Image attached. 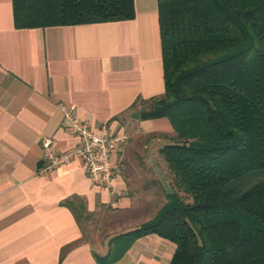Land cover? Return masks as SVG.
Here are the masks:
<instances>
[{
    "label": "crops",
    "instance_id": "obj_1",
    "mask_svg": "<svg viewBox=\"0 0 264 264\" xmlns=\"http://www.w3.org/2000/svg\"><path fill=\"white\" fill-rule=\"evenodd\" d=\"M133 2L131 20L16 29L11 0H0V264H97L160 208L123 163L128 142L174 134L166 119L140 118L164 93L163 64L157 0ZM61 106L96 134L126 135L112 189L92 184L79 158L40 173L44 138L61 152L77 145ZM174 250L150 234L113 264H169Z\"/></svg>",
    "mask_w": 264,
    "mask_h": 264
},
{
    "label": "trees",
    "instance_id": "obj_2",
    "mask_svg": "<svg viewBox=\"0 0 264 264\" xmlns=\"http://www.w3.org/2000/svg\"><path fill=\"white\" fill-rule=\"evenodd\" d=\"M11 3L16 29L134 18L133 0ZM157 3L164 93L140 118L166 119L173 130L177 142L159 150L173 189L97 264H113L150 234L174 245L169 264H264V0ZM257 172L253 184L233 187Z\"/></svg>",
    "mask_w": 264,
    "mask_h": 264
},
{
    "label": "built area",
    "instance_id": "obj_3",
    "mask_svg": "<svg viewBox=\"0 0 264 264\" xmlns=\"http://www.w3.org/2000/svg\"><path fill=\"white\" fill-rule=\"evenodd\" d=\"M61 108L68 121L66 131L76 137L77 145L61 152L54 148V141L51 138H44L41 147L45 166L40 173L47 174L79 158L85 163L86 173L92 184L112 189L115 168L111 163V155L127 143L126 135L124 133L109 135L105 130L101 134H96L87 122L74 117L70 109L63 106Z\"/></svg>",
    "mask_w": 264,
    "mask_h": 264
},
{
    "label": "rangeland",
    "instance_id": "obj_4",
    "mask_svg": "<svg viewBox=\"0 0 264 264\" xmlns=\"http://www.w3.org/2000/svg\"><path fill=\"white\" fill-rule=\"evenodd\" d=\"M134 141L132 143L128 142L126 144L125 151H127V155L123 157V163H132V164L135 163V166L138 167L136 169L137 175L140 176L138 185L140 186L142 185L143 187L147 188V190L149 189L148 190L149 197L152 200L151 206H153L152 211L155 212V210L160 207L157 210V212L153 214V216L148 221L144 222L147 223L151 219H153L156 216V214L159 212V210L163 207V205L166 202V194L171 189H173L171 176L168 172L166 163L163 162L161 156L159 155V150L163 148L165 145L172 144L177 141L174 135L161 136L158 134H154V135L150 134L148 136H142L138 140L139 142L138 141L134 142ZM150 163L152 164L150 165ZM261 173L262 172L251 174L250 176H248V179L245 178V180L233 182L232 185L237 190L246 188L247 187L246 185L249 186L254 182H256L257 180H259L258 176ZM156 176L157 177L160 176L164 178V180L166 181L165 187L168 189H165V187L160 184ZM238 183H243L244 185L239 184L242 185L243 187H238L237 186ZM239 219L242 222L244 221V224H246L245 227H250L251 223H255L251 219L245 217H240ZM114 234L116 235L117 232H115Z\"/></svg>",
    "mask_w": 264,
    "mask_h": 264
}]
</instances>
